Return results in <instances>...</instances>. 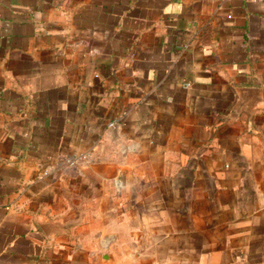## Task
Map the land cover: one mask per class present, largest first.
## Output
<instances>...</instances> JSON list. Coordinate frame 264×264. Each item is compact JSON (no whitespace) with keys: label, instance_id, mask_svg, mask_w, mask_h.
Wrapping results in <instances>:
<instances>
[{"label":"crops","instance_id":"0c3cea01","mask_svg":"<svg viewBox=\"0 0 264 264\" xmlns=\"http://www.w3.org/2000/svg\"><path fill=\"white\" fill-rule=\"evenodd\" d=\"M97 235L72 264H264V3L0 0V264Z\"/></svg>","mask_w":264,"mask_h":264},{"label":"rangeland","instance_id":"374dc122","mask_svg":"<svg viewBox=\"0 0 264 264\" xmlns=\"http://www.w3.org/2000/svg\"><path fill=\"white\" fill-rule=\"evenodd\" d=\"M85 239H93L92 242H94L95 250H96V254H97L96 255V259H98L99 261L102 262V260L104 259L102 257V253L104 252L103 251L104 239H103V236L102 235H97L96 237H93V238H88V237H86V238L85 237H79V238H77V237H75V239H74L73 243L71 244L69 250H67V249H64V250L63 249H60L61 251H60L59 255L57 254L58 255V258H59V261L62 264H72L71 263V259L72 258L75 259L76 257H72V253H71L72 251L71 250H75V245H76V242H78V241H82V242L85 241V244H87L88 241H86ZM50 254L51 253H49V257H50ZM79 258L82 259L81 257H79ZM83 261H85V260H83Z\"/></svg>","mask_w":264,"mask_h":264},{"label":"water","instance_id":"95a60500","mask_svg":"<svg viewBox=\"0 0 264 264\" xmlns=\"http://www.w3.org/2000/svg\"><path fill=\"white\" fill-rule=\"evenodd\" d=\"M110 128H111V130H112V132H113V135L115 134V131L117 130V128H118V124L117 123H111L110 124Z\"/></svg>","mask_w":264,"mask_h":264},{"label":"built area","instance_id":"2783aa9c","mask_svg":"<svg viewBox=\"0 0 264 264\" xmlns=\"http://www.w3.org/2000/svg\"><path fill=\"white\" fill-rule=\"evenodd\" d=\"M250 1L264 3V0H250Z\"/></svg>","mask_w":264,"mask_h":264}]
</instances>
